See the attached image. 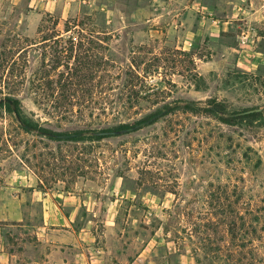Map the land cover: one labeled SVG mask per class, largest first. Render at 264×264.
I'll return each instance as SVG.
<instances>
[{
    "label": "rangeland",
    "instance_id": "obj_1",
    "mask_svg": "<svg viewBox=\"0 0 264 264\" xmlns=\"http://www.w3.org/2000/svg\"><path fill=\"white\" fill-rule=\"evenodd\" d=\"M104 3L0 0V246L66 190L108 264H264V0H185L226 28L190 51L109 31Z\"/></svg>",
    "mask_w": 264,
    "mask_h": 264
},
{
    "label": "crops",
    "instance_id": "obj_2",
    "mask_svg": "<svg viewBox=\"0 0 264 264\" xmlns=\"http://www.w3.org/2000/svg\"><path fill=\"white\" fill-rule=\"evenodd\" d=\"M89 1L91 5L93 0ZM184 2L185 0H125L119 5L118 1L106 0L99 8L107 17L109 31L113 30L119 17L120 23H125V30L133 32L134 40L142 35L147 40L164 36L176 48L189 51L203 37L207 44L220 41L226 30L220 24L221 21L212 16L198 18V12L195 13L193 9L195 5L189 8L182 4ZM41 4L46 11L63 13L64 0H41ZM53 6L55 9H52ZM140 24L147 25L144 28ZM197 59L200 62L198 68L206 67L212 62V59L203 57ZM85 194L86 201L75 192L66 190L58 191L55 199H52L49 192H43V209L37 225V238L32 242H25L24 253L9 250L3 243L0 246V264H108L104 256L105 249L97 248L93 226L95 214H92L94 208L90 207L88 201L89 192ZM82 205L86 206V215L80 211ZM28 245L29 248L33 246V251L26 250Z\"/></svg>",
    "mask_w": 264,
    "mask_h": 264
},
{
    "label": "trees",
    "instance_id": "obj_3",
    "mask_svg": "<svg viewBox=\"0 0 264 264\" xmlns=\"http://www.w3.org/2000/svg\"><path fill=\"white\" fill-rule=\"evenodd\" d=\"M44 40H46V39H44ZM8 100L9 101L7 103H2V105H5L4 107L6 108V110H8L10 112L17 113L20 117H22V105L19 102V100L14 99V98H8ZM10 101H12V103ZM243 112H245V113L242 115V118H247V117H250L252 115L259 114L253 110H244ZM223 119L225 120V118H223ZM22 120L25 123V125H29L30 127H35V124L33 123L32 120H29L26 118H23ZM226 121H229V123H231V121H235V120H231L230 118H227Z\"/></svg>",
    "mask_w": 264,
    "mask_h": 264
},
{
    "label": "built area",
    "instance_id": "obj_4",
    "mask_svg": "<svg viewBox=\"0 0 264 264\" xmlns=\"http://www.w3.org/2000/svg\"><path fill=\"white\" fill-rule=\"evenodd\" d=\"M0 244H1V240H0Z\"/></svg>",
    "mask_w": 264,
    "mask_h": 264
}]
</instances>
